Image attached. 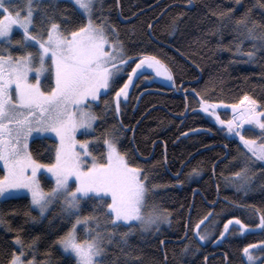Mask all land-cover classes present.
Here are the masks:
<instances>
[{
	"label": "snow or ice",
	"instance_id": "obj_1",
	"mask_svg": "<svg viewBox=\"0 0 264 264\" xmlns=\"http://www.w3.org/2000/svg\"><path fill=\"white\" fill-rule=\"evenodd\" d=\"M69 2L73 11L80 13L81 23L76 24L60 9L59 0L47 3L25 0L23 7L15 6L12 0H0V45H7L0 47V200L30 195V205L39 212V216L27 213L34 222L45 219L52 206L59 203L61 219L68 220L71 226L55 243L65 253L73 255L76 264H121V254L124 264H129L130 260L139 259L133 256L135 246L129 241L137 226L142 232L158 230L160 224L169 221L171 213L150 198L159 186L150 184L147 170L122 150L115 131L106 129L100 136L92 135L96 122L101 119L92 105L115 89L131 57H127L116 26L103 16V0ZM235 2L240 4L241 0ZM260 6L264 7V3ZM98 11L100 17L96 15ZM213 14L221 19L217 31L227 27L223 23L225 18L233 25L238 38L236 54L252 60L258 51L264 50V22L252 18L251 8L239 17L234 15L232 8L213 11ZM177 27L174 18L171 31L174 33ZM14 30H22L20 39H13ZM245 41L252 42L247 52L243 50ZM13 46L21 51L14 53ZM148 69L173 80V73L164 61L155 55L141 54L127 80L115 90L114 105L104 101L106 108L114 107L119 113L121 98L126 101L129 96L133 77L142 76ZM42 78L54 83L48 84L46 90ZM201 101L205 112L216 107L203 97ZM258 105L259 101L245 94L239 105H232L234 112L239 109L238 119L224 120L216 111H211L221 125L227 126L229 133L239 134L243 141V166L232 173L231 182L245 194L254 190L253 161H264V106L258 109ZM244 123L255 125L261 135L256 138L243 135ZM121 126L127 127L122 122ZM78 131L87 138L78 139ZM57 138L58 144L53 145L54 162L44 164L35 158L30 141H55ZM192 172L198 174L199 169L193 168ZM38 173H50L55 179L54 186L46 189ZM87 202H91L92 211L82 215ZM241 207L259 211L258 227L264 228V209L257 210L255 205L246 204ZM208 218L206 215L194 226L200 241L208 238L206 232H200ZM233 221L242 226V232L250 227L233 216L224 224L221 237ZM4 224L8 222L0 214V225ZM53 227L49 219V229ZM121 227L127 231L121 232ZM8 228L13 230L10 224ZM39 239L37 235L25 245L23 238L16 235L14 240L19 251L13 249L7 264H41L35 256ZM261 245L264 246V241ZM254 247L249 244L243 249L249 262L258 259L250 251ZM26 248L33 253L31 259L26 256ZM184 251H188V245ZM43 264H50V261Z\"/></svg>",
	"mask_w": 264,
	"mask_h": 264
},
{
	"label": "trees",
	"instance_id": "obj_2",
	"mask_svg": "<svg viewBox=\"0 0 264 264\" xmlns=\"http://www.w3.org/2000/svg\"><path fill=\"white\" fill-rule=\"evenodd\" d=\"M261 3L264 0H241L240 4L235 0H192V6L187 7L188 0L103 1V16L118 29L127 57L133 58L130 63L138 60L141 54L157 56L171 69L174 84L181 91L175 94L172 86L155 81L147 83L151 74L143 72L129 87V96L117 113L114 107L106 108L104 101L114 105L115 90L123 85L125 75L118 80L115 89L102 95L92 108L101 117L92 135L100 136L106 129L115 131L122 150L147 170L150 184L159 186L150 198L171 213L169 221L159 225L158 230L142 232L137 226L129 241L135 246L133 256L139 259H132L129 264H250L244 259V247L264 241V228L241 234V226L235 222L229 225L217 244L212 242L233 216L250 227L260 224L259 211L241 205L264 209V165L255 159L252 164L256 172L254 190L247 194L238 191L231 180L232 173L243 166V141L236 140L227 126L212 116V110L205 112L201 107L203 97L216 105L221 119L231 120L232 105H239L245 94L260 102L258 108L264 106V50L258 51L252 60L236 54L238 38L233 25L225 18L223 23L227 27L217 31L221 19L213 14V11L232 8L234 15L239 17L251 8L252 18L264 22ZM59 7L76 24L82 22L80 13L73 11L69 0H59ZM118 10L122 18H128L127 22L119 21ZM179 13L183 16H178ZM96 15L100 17L101 13L98 11ZM174 18L178 27L173 33ZM36 19L39 22V15ZM149 25L152 37L148 33ZM22 34L19 30L13 34V39H20ZM251 43L245 41L244 52L250 50ZM13 51L21 50L15 48ZM121 122L127 127H122ZM241 132L249 138L259 134L246 126H242ZM54 144L56 140L41 139L30 141V148L36 159L47 164L54 161ZM133 147L140 157L150 156L149 159L138 158ZM193 168H198L199 173H193ZM40 179L46 189L51 187L46 177ZM193 193L197 194L192 198ZM91 211V202H87L82 215ZM29 212L39 216L27 196L0 200V214L13 229L10 231L8 224L0 225V264H7L13 249L19 251L14 240L16 235L23 238L25 245L33 237L40 236L35 256L41 264L45 261L76 264L74 258L63 253L55 243L71 226L68 220L61 219L59 207L51 208L46 218L39 222L32 221L27 215ZM206 215L209 218L201 225L200 232L211 236L203 243L194 226ZM49 219L54 225L52 229H49ZM120 231L127 229L121 227ZM80 235L82 237V229ZM185 245L188 251H184ZM250 250L256 255L263 254L254 264H264V247ZM25 252L31 259L32 251L26 248ZM124 260L121 254V264Z\"/></svg>",
	"mask_w": 264,
	"mask_h": 264
},
{
	"label": "rangeland",
	"instance_id": "obj_3",
	"mask_svg": "<svg viewBox=\"0 0 264 264\" xmlns=\"http://www.w3.org/2000/svg\"><path fill=\"white\" fill-rule=\"evenodd\" d=\"M104 1V0H103ZM12 2H13V4L15 5V6H18V7H23L24 6V4H25V0H12ZM98 6H100L99 4H98ZM18 31L19 30H14V32H13V34L14 33H18ZM20 31H22V30H20ZM16 47L15 46H13V49H15ZM124 50H126L125 49V47H124ZM14 52V51H13ZM133 58H131V60H132ZM139 60V59H138ZM138 60H136V61H134V62H132V63H128L126 66H125V68H124V71L120 74V78L121 77H123V76H125L126 75V78H125V81L127 80V77H128V75L129 74H131V69L132 68H134L135 67V62H137ZM141 70H138V72H140ZM143 72H147V73H150L151 74V79L150 78H148L147 80H146V82L147 83H149V82H151V81H155V82H158V83H161V84H163V85H165V86H170L169 84H167V80H168V78L167 77H164V76H158V75H156L155 74V72H154V70H151V69H148V70H144ZM119 78V79H120ZM135 76L133 77V82H134V80H135ZM124 81V82H125ZM50 83H54V81H52V80H43V78H42V84L45 86V89L47 90V85L48 84H50ZM129 91V90H128ZM177 91V94H179V93H181L180 91H179V89H175L174 88V92H176ZM125 101V98H121V103L122 102H124ZM98 102V101H97ZM96 102V103H97ZM95 103V104H96ZM94 105V104H93ZM93 105H92V108H93ZM259 109V108H258ZM232 111H233V109H231ZM238 111H239V109L237 110V112H232V116H231V120H233V118L235 117V115H238ZM236 119H238V116L236 117ZM244 125H245V123L243 124V127H244ZM247 126L248 127H251V128H254L255 130H257V131H259V134H257V137H259L260 135H261V130L259 129V128H257L255 125H252V126H249L248 124H247ZM91 131V130H90ZM93 133V132H92ZM235 135V138H236V140H238V141H240L241 143H242V141L240 140V138H239V134H234ZM77 138L78 139H86L87 137H84V136H81L80 135V133H79V131H78V133H77ZM58 138L56 139V144H58ZM242 145H243V143H242ZM54 159H55V151H54ZM256 160H258V159H256ZM258 161H260V160H258ZM54 162V161H53ZM261 163H263V165H264V161H260ZM0 167L2 168V162H0ZM38 175H39V178L41 177V176H44V177H46L50 182H51V187L52 186H54V183H55V179H54V177H51V174L49 173V174H46V175H40L39 173H38ZM51 177V178H50ZM41 180V179H40ZM41 184H42V182H41ZM74 186V185H73ZM50 187V188H51ZM28 198H29V200L31 199L30 198V195L29 196H27ZM54 206H58L59 207V210H60V204L59 203H57V204H55V205H53L52 206V208L54 207ZM34 208V207H33ZM35 209V208H34ZM37 212H38V210L37 209H35ZM39 213V212H38ZM61 213V212H60ZM163 224H165V222L163 223ZM225 224V223H224ZM232 224H235V221L232 223ZM161 225V224H160ZM239 226V225H238ZM258 226H259V224H258ZM258 226H256V227H249L248 229H245L243 232L242 231H240V233L241 234H243V233H245V232H249V231H257V230H259V229H261V227H258ZM242 227V226H241ZM224 231V226H223V229H222V231L221 232H223ZM220 232V233H221ZM203 233V232H202ZM220 233L218 234V236H217V238H215V239H213L212 240V242L214 243V244H217L224 236H225V233H224V236L223 237H221L220 236ZM208 234V238L206 239V240H204V241H201V242H203V243H207V241L210 239V236H211V234L210 233H207ZM82 237H83V229H82ZM59 246V245H58ZM259 247H264V246H262L261 245V243L260 244H257V245H255V247L253 248V249H257V248H259ZM59 248L62 250V252L63 253H65L64 251H63V249H62V247L61 246H59ZM251 251V250H250ZM66 255H69V256H71L72 258H74V260H75V257L73 256V255H71V254H68V253H65ZM253 255L254 256H256L258 259L255 261V262H249L248 261V259H247V256L244 254V252H243V256H244V259H245V261L247 262V263H250V264H254V263H256L261 257H263V254L261 255V254H255V252L253 253ZM261 255V256H260ZM75 262H76V260H75Z\"/></svg>",
	"mask_w": 264,
	"mask_h": 264
},
{
	"label": "bare ground",
	"instance_id": "obj_4",
	"mask_svg": "<svg viewBox=\"0 0 264 264\" xmlns=\"http://www.w3.org/2000/svg\"><path fill=\"white\" fill-rule=\"evenodd\" d=\"M187 7H190V6H192V2L191 3H189L188 5H186ZM119 9V8H118ZM118 18H119V21L120 22H122V23H125V22H127L128 21V18L127 19H124V18H122L121 16H120V14H119V10H118ZM122 20H126L125 22H123ZM148 33H149V35L151 36V33H150V29H149V27H148ZM152 37V36H151ZM170 86H172V88H173V92H174V88L175 89H177L176 88V86H175V84H174V81L173 80H171L170 81V84H169ZM181 92V91H180ZM175 94H177V91L176 92H174ZM211 105V104H210ZM212 111H216L217 112V109H216V107L214 108V109H212ZM218 113V112H217ZM238 115H235V117H237ZM132 141V140H131ZM135 148L133 147V150H134ZM134 153H135V155L138 157V158H140V159H142V160H146L147 158L149 159V157H140L139 155H138V153H137V151L136 150H134ZM147 159V160H148ZM174 178H177L178 177V174L177 175H174L173 176ZM197 190H195V192H196ZM228 221V220H227ZM226 221V222H227ZM225 222V223H226ZM179 241H182V240H179ZM178 241V242H179ZM163 244V243H162Z\"/></svg>",
	"mask_w": 264,
	"mask_h": 264
},
{
	"label": "water",
	"instance_id": "obj_5",
	"mask_svg": "<svg viewBox=\"0 0 264 264\" xmlns=\"http://www.w3.org/2000/svg\"><path fill=\"white\" fill-rule=\"evenodd\" d=\"M123 22H125L126 20H122ZM149 29H150V27H149ZM131 140H132V137H131ZM135 150V149H134ZM148 159V158H147ZM146 159V160H147ZM195 194H197V193H193V195H192V198H193V196L195 195ZM183 240V239H182Z\"/></svg>",
	"mask_w": 264,
	"mask_h": 264
},
{
	"label": "crops",
	"instance_id": "obj_6",
	"mask_svg": "<svg viewBox=\"0 0 264 264\" xmlns=\"http://www.w3.org/2000/svg\"><path fill=\"white\" fill-rule=\"evenodd\" d=\"M170 81H171V80L168 79V80H167V84H170Z\"/></svg>",
	"mask_w": 264,
	"mask_h": 264
},
{
	"label": "flooded vegetation",
	"instance_id": "obj_7",
	"mask_svg": "<svg viewBox=\"0 0 264 264\" xmlns=\"http://www.w3.org/2000/svg\"><path fill=\"white\" fill-rule=\"evenodd\" d=\"M245 126L248 127V126H247V123H245L244 127H245Z\"/></svg>",
	"mask_w": 264,
	"mask_h": 264
}]
</instances>
